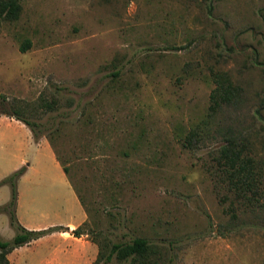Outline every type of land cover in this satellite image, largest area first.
Listing matches in <instances>:
<instances>
[{
  "label": "rangeland",
  "instance_id": "rangeland-1",
  "mask_svg": "<svg viewBox=\"0 0 264 264\" xmlns=\"http://www.w3.org/2000/svg\"><path fill=\"white\" fill-rule=\"evenodd\" d=\"M204 1L18 0L17 16L0 18V106L37 122L67 164L81 236L143 235L156 264H264V182L253 209L232 207L214 160L232 131L264 169V0H212L210 11ZM209 65L241 88L218 112ZM24 125L0 142V178L24 166L15 216L41 228L81 204ZM191 127L199 139L186 147ZM8 196L0 184V204ZM12 234L0 212V237ZM48 244L19 246L15 261L38 264Z\"/></svg>",
  "mask_w": 264,
  "mask_h": 264
},
{
  "label": "trees",
  "instance_id": "trees-1",
  "mask_svg": "<svg viewBox=\"0 0 264 264\" xmlns=\"http://www.w3.org/2000/svg\"><path fill=\"white\" fill-rule=\"evenodd\" d=\"M203 5L207 11H210L213 5L212 0H205ZM19 8L18 0H0V18H15ZM28 44V39L24 38L19 44V50L24 51ZM208 73L212 82L208 92V108L210 112H218L222 107L234 105L240 95V86L230 78L225 70L209 65ZM116 74L117 70L111 72V75ZM52 102H46V106L51 107ZM0 113L12 116L25 124L33 138H37L40 134L45 135L43 128H40V131L38 128L39 124L22 115L17 107L8 109L5 106H0ZM196 135L195 128L191 127L184 133L182 144L186 147H192L199 139ZM47 140L52 145L49 137ZM248 149L247 142L242 141L239 135H235L231 131L223 137V142L218 145L214 160L219 168L221 181L226 184L227 190L232 193V200H229L230 206L233 207L240 202L244 206L253 209L254 203L258 201L259 196L263 193L264 169L260 161L248 153ZM54 154L70 183L67 164L58 158L55 151ZM23 170L24 166H19L0 178V184L5 183L9 186V196L4 203L0 204V212L7 214L8 224L13 228V234L9 238L0 237V264L8 263L7 253L14 247L26 244L30 240L52 230H66L74 236L87 234L83 227L85 220L71 229L63 225L27 228L20 224L15 216L16 179ZM71 186L83 207L79 194L72 184ZM83 209L85 210L84 207ZM90 241L96 244L97 249L95 256L87 264H107L112 259L117 264H156L159 257L154 244L143 235H133L128 240H109L104 243L93 239H90Z\"/></svg>",
  "mask_w": 264,
  "mask_h": 264
},
{
  "label": "crops",
  "instance_id": "crops-1",
  "mask_svg": "<svg viewBox=\"0 0 264 264\" xmlns=\"http://www.w3.org/2000/svg\"><path fill=\"white\" fill-rule=\"evenodd\" d=\"M11 123H15V125H17L18 127L24 125L21 121L15 119L12 116H8L0 113V142H5L7 139H11V133L7 131L8 130L7 128L11 127ZM27 131L29 134H27L26 136L27 137L26 141L30 142L31 139V141H33L35 145L38 147V149L40 150L42 149L43 151L48 153V155L51 156L54 167L61 168L60 163L55 157L54 150L50 142L43 136H38L37 138H33L29 128L27 129ZM23 161H24L23 156L16 157L14 160L13 167H15L18 164L22 165ZM33 168L34 167H31V170L35 169ZM16 200H17L16 201V206H17V203H19L18 196ZM81 206H79V209L74 213H71L69 210H67L68 214L65 216L64 219L49 221L46 226L63 225V226H67L68 229H71L72 227H74L75 225L81 223L83 220L86 219V212L83 209V207L81 208ZM41 215L42 213L39 216ZM23 225L27 228L40 227L38 225H32V226L28 224H23ZM46 226H41V228ZM43 241H49V244L47 246H49L50 248L49 249L50 253L47 257L40 260L38 264H87L89 263V260L92 259V256L96 251V247L94 243H92L88 238L84 236L81 235L74 236L66 230H52L35 239L30 240L26 244L18 245L13 249H11L7 253V258H8L7 264H17V262L15 261V256L19 246H30V245L35 246Z\"/></svg>",
  "mask_w": 264,
  "mask_h": 264
}]
</instances>
